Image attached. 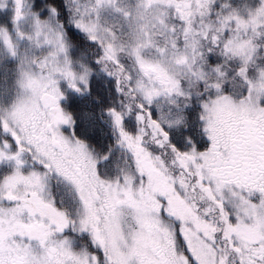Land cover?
I'll use <instances>...</instances> for the list:
<instances>
[{
    "label": "snow or ice",
    "instance_id": "obj_1",
    "mask_svg": "<svg viewBox=\"0 0 264 264\" xmlns=\"http://www.w3.org/2000/svg\"><path fill=\"white\" fill-rule=\"evenodd\" d=\"M0 264H264V0H0Z\"/></svg>",
    "mask_w": 264,
    "mask_h": 264
}]
</instances>
